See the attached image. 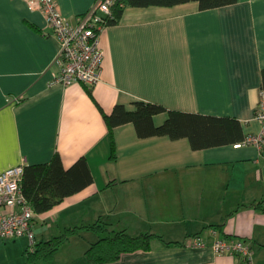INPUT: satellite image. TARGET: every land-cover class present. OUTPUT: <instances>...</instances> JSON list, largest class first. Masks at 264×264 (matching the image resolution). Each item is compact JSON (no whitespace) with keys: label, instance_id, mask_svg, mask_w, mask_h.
<instances>
[{"label":"crops","instance_id":"crops-1","mask_svg":"<svg viewBox=\"0 0 264 264\" xmlns=\"http://www.w3.org/2000/svg\"><path fill=\"white\" fill-rule=\"evenodd\" d=\"M96 1L57 0L72 24ZM101 47L100 82L64 86L55 80L61 43L45 15L24 0H0V174L50 163L58 154L66 169L85 158L94 179L35 214L37 242L101 220L113 233L163 237L114 264H237L231 253L212 248L217 231V238L247 241L256 264H264V212L256 208L264 206V150L235 144L194 150L188 138H141L128 123L114 130L113 160L104 117L118 105L135 111L145 102L235 119L245 139L260 133L264 0L205 11L198 2L127 7L119 23L102 32ZM168 117L153 120L161 126ZM197 238L206 246L193 245ZM98 240L97 233L82 231L55 260L87 264L85 254ZM28 242L0 240V262L27 264Z\"/></svg>","mask_w":264,"mask_h":264},{"label":"trees","instance_id":"trees-1","mask_svg":"<svg viewBox=\"0 0 264 264\" xmlns=\"http://www.w3.org/2000/svg\"><path fill=\"white\" fill-rule=\"evenodd\" d=\"M238 0H118L113 7V18L108 25L119 23L127 7L146 8L151 6L172 7L189 2H198L202 11L222 8L237 3ZM262 90H264V70L262 71ZM91 93V92H90ZM135 111L123 105L115 107L111 115H105L112 140V156L116 159L114 142L115 128L132 123L136 126L139 137L149 138L167 136L173 140L188 138L194 150L237 144L245 140L244 131L239 121L231 118L204 116L177 111H167L161 105L138 102ZM167 112L169 117L161 126H156L154 117ZM93 176L85 158L73 167L66 169L60 155L56 154L47 164L26 166L22 182L25 197L35 213L42 214L61 204L65 198L73 196L93 183ZM256 208L264 212L259 203ZM89 230L99 235L85 256L87 264H114L125 255L139 251H149L154 240L163 241V237L153 233L133 236L127 231L111 232L109 225L101 220L90 225L68 228L62 235L47 241L37 242L34 251H28V263L51 261L60 247L72 236ZM168 246L181 245L168 243Z\"/></svg>","mask_w":264,"mask_h":264},{"label":"built area","instance_id":"built-area-1","mask_svg":"<svg viewBox=\"0 0 264 264\" xmlns=\"http://www.w3.org/2000/svg\"><path fill=\"white\" fill-rule=\"evenodd\" d=\"M32 11L45 15L53 33L61 43L57 62L60 72L56 81L64 86L74 84L94 87L102 77L105 53L101 47V34L113 18V5L118 0H97L77 23L72 24L59 10L57 0H24ZM256 120L261 131L246 137L235 147L256 146L264 150V90H261L260 101L256 108ZM25 165H19L0 174V240L27 238L29 251H34L37 243L33 228L35 211L25 197L22 182ZM212 244L214 251L221 255L231 253L237 258V264H256L253 248L243 239L217 238ZM193 245L206 246L200 239H194Z\"/></svg>","mask_w":264,"mask_h":264},{"label":"rangeland","instance_id":"rangeland-1","mask_svg":"<svg viewBox=\"0 0 264 264\" xmlns=\"http://www.w3.org/2000/svg\"><path fill=\"white\" fill-rule=\"evenodd\" d=\"M85 237V236H84ZM29 243V242H28ZM29 247V246H28ZM30 250V247L28 248V251ZM27 251V252H28ZM64 253V252H63ZM60 255H61V253H60ZM64 255V254H63ZM63 258H66L65 256H63ZM62 258V259H63ZM6 262V261H5ZM42 262V261H41ZM44 262V264H62V262H63V264L65 263V261L64 260H61V261H59V260H55V257L51 260V261H43ZM39 263V262H38ZM0 264H3V262H0ZM5 264V263H4ZM28 264V263H27Z\"/></svg>","mask_w":264,"mask_h":264}]
</instances>
